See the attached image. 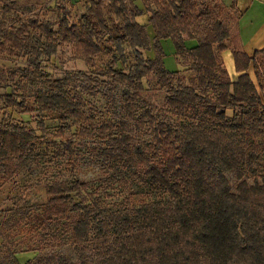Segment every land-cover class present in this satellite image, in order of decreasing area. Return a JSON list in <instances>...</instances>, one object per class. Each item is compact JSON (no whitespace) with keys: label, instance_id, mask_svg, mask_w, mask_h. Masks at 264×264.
Here are the masks:
<instances>
[{"label":"trees","instance_id":"trees-1","mask_svg":"<svg viewBox=\"0 0 264 264\" xmlns=\"http://www.w3.org/2000/svg\"><path fill=\"white\" fill-rule=\"evenodd\" d=\"M141 1L109 0L106 11L105 0H86L87 11L78 20L59 4L57 29L51 20L33 15L17 16V25L0 19V52L27 55L26 66L0 68V108L1 103L25 106L32 97L41 112V134L0 116V182L34 165L41 153L39 139L58 147L46 135L43 112H54L60 120L57 134L87 117L76 81L91 76L80 71L52 77L41 68L43 57L56 54L63 41L73 42L77 56L88 63L109 48L112 58L98 73L120 86L124 110L117 121L104 120L95 129L113 142L106 154L118 172L130 168L111 176L135 175L164 196L107 207L99 194L90 197L99 191L94 181L78 175L45 181L48 199L33 213L32 223L54 228L58 239L65 235L74 253L44 252L43 264H264V47L249 54L240 42L230 45L227 24L209 17L207 9L202 14L208 21L194 24L202 16L194 13V0ZM3 9L11 7L4 4ZM146 11L147 22H141ZM101 36L113 47L100 43ZM164 38L171 39L185 78L181 69L166 66ZM188 39L196 43L190 46ZM125 45L134 55L126 70L115 67L125 57ZM226 48L240 72L235 79L223 61ZM146 49L154 55H146ZM18 73L22 78L11 82L9 77ZM150 73L165 87L164 107L173 117L154 111L147 99L144 78ZM23 78L36 86L20 92ZM143 126L152 133V142L130 147L129 132ZM81 130L91 131L85 125ZM64 149L73 157L71 140ZM64 149L57 148L56 154ZM0 264L23 263L7 249Z\"/></svg>","mask_w":264,"mask_h":264},{"label":"rangeland","instance_id":"rangeland-1","mask_svg":"<svg viewBox=\"0 0 264 264\" xmlns=\"http://www.w3.org/2000/svg\"><path fill=\"white\" fill-rule=\"evenodd\" d=\"M135 1L142 5L141 0ZM224 2L229 3L231 0H194L193 10L197 15L202 14L203 10L207 9L209 13L211 11L209 17H219L224 20L232 36L230 40H227L228 43L239 46L237 35L239 10L235 6L228 8ZM4 4L9 5L11 10L4 11ZM59 4L68 7L72 20L80 19L87 11L86 0H0V19H6L9 25H17L18 22L13 20L17 16L26 19L33 15L39 21L51 20L54 28L57 29L61 15ZM240 6L242 8L243 4L240 3ZM108 9L109 0H105V10ZM254 10L251 8L247 12L249 17ZM209 17L202 14L200 17L197 16L193 22L194 24H204ZM147 18V11L139 16L141 22H147ZM245 18L242 19L243 22ZM29 29L34 33H39V30L31 24H29ZM148 29L152 36L153 32L150 25H148ZM169 42L173 45L171 41ZM100 43H106L113 47L112 42L105 36H101ZM163 45L165 52L168 51L166 45ZM125 48V57H121L115 67L126 70L134 62V55L129 46L125 45ZM108 49L103 48L94 55L92 62L88 63L77 56L73 42L63 41L59 43L56 54L43 57L41 68L52 77H63L68 73L77 76L80 71L91 76L90 80L80 78L76 81V87L80 90L82 99L86 104L83 106L82 112L87 117L74 123L70 129H66L62 134H57L61 124L60 120L54 112H43L47 129L46 135L57 142L58 147L52 141L47 142L45 139H39L41 153L34 165L0 182V259L4 257L7 249L13 250L23 264H43L40 257L44 252L74 253L72 244L66 241L65 235L60 233L61 238L58 239L54 234V228H44L32 223L33 213L39 211L48 199L44 184L47 180L70 178L73 175H78L86 180L94 181L99 186V191L90 197L95 198L99 194L102 205L107 207H113L126 202V200H130L128 205H132V203L140 205L143 202L164 196L162 193L146 187L135 175L125 174L124 178L111 176L112 174L121 175L129 172L130 168L124 169L123 172L121 170V173L118 172L120 168L116 169L114 162L109 160L106 154L108 146L112 145L113 142L108 135H104L95 129V126L104 120L117 121L124 110V98L119 90L120 86H114V82L108 74L98 73L107 66L108 61L112 58L113 52ZM144 53L148 56L154 55L152 49H146ZM26 58L27 55L22 53L0 52V68L15 69L19 66H26ZM164 61L169 69H181L183 78H185L187 71L176 62L175 53L169 56L166 52ZM173 65L174 67H172ZM19 73L13 78L9 77V80L14 82L22 78ZM250 73L259 87L253 67L250 68ZM158 79L153 73L144 78L145 85L148 87L147 99L151 102L154 111H160L173 117L172 113L164 107L165 87L161 86L157 81ZM177 79L175 77V83L179 82ZM23 82V85L19 87L20 92L36 86L37 83L24 80V78ZM260 92L264 96V82ZM40 113L32 97L28 98L25 106L8 107L1 103L0 108L1 117L33 127L37 129L39 134H41L38 124ZM82 125L91 131L82 132ZM143 127L129 132L131 136L130 147L137 142H152V133L147 126ZM67 140L72 141L73 157H70L69 151L64 149ZM57 148L64 149L63 154L57 155ZM56 233L58 234V231Z\"/></svg>","mask_w":264,"mask_h":264},{"label":"crops","instance_id":"crops-1","mask_svg":"<svg viewBox=\"0 0 264 264\" xmlns=\"http://www.w3.org/2000/svg\"><path fill=\"white\" fill-rule=\"evenodd\" d=\"M224 1V0H223ZM230 1V0H229ZM234 3L238 12L237 20V35L241 47L249 54H252L254 50L264 47V0H231V2H224L229 8ZM240 3L243 4L242 8ZM255 9L249 17L247 13L250 9ZM245 18L243 22V18ZM170 38L161 39L162 44L166 45V52L171 56L175 52L174 45L169 42ZM172 42V41H171ZM195 39H188V45H194ZM164 46V45H163ZM165 49V48H164ZM222 57L224 64L231 75L232 79H235L240 72L236 70L235 59L230 48L222 50ZM174 67V65L172 66ZM173 69V68H172Z\"/></svg>","mask_w":264,"mask_h":264}]
</instances>
